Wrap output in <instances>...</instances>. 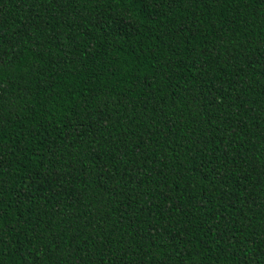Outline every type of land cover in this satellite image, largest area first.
Segmentation results:
<instances>
[{
    "label": "trees",
    "instance_id": "trees-1",
    "mask_svg": "<svg viewBox=\"0 0 264 264\" xmlns=\"http://www.w3.org/2000/svg\"><path fill=\"white\" fill-rule=\"evenodd\" d=\"M0 264H264V0H0Z\"/></svg>",
    "mask_w": 264,
    "mask_h": 264
}]
</instances>
